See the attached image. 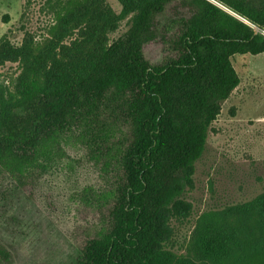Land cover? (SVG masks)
Wrapping results in <instances>:
<instances>
[{
  "label": "trees",
  "instance_id": "obj_1",
  "mask_svg": "<svg viewBox=\"0 0 264 264\" xmlns=\"http://www.w3.org/2000/svg\"><path fill=\"white\" fill-rule=\"evenodd\" d=\"M119 2L47 0L43 33L0 38V65L19 69L0 91V216L31 214L41 151H83L102 186L85 188L93 219L76 228L69 264H264V191L204 211L181 243L176 230L241 82L233 57L264 53V0Z\"/></svg>",
  "mask_w": 264,
  "mask_h": 264
},
{
  "label": "rangeland",
  "instance_id": "obj_2",
  "mask_svg": "<svg viewBox=\"0 0 264 264\" xmlns=\"http://www.w3.org/2000/svg\"><path fill=\"white\" fill-rule=\"evenodd\" d=\"M47 0H0V38L19 43L25 31L40 35L53 20ZM120 12L119 0H107ZM129 28L128 19L112 35ZM233 63L241 82L212 124L203 156L196 163L194 188L185 198L193 205L189 220L178 223V242L185 241L194 219L208 210L245 202L264 191V53L238 54ZM16 63L0 65V91H9ZM72 160L40 152L47 173L22 221L0 216V264H69L79 225L93 219L85 188H101L102 175L83 151Z\"/></svg>",
  "mask_w": 264,
  "mask_h": 264
},
{
  "label": "water",
  "instance_id": "obj_3",
  "mask_svg": "<svg viewBox=\"0 0 264 264\" xmlns=\"http://www.w3.org/2000/svg\"><path fill=\"white\" fill-rule=\"evenodd\" d=\"M256 31L258 32V31H260V29L259 28H256Z\"/></svg>",
  "mask_w": 264,
  "mask_h": 264
}]
</instances>
